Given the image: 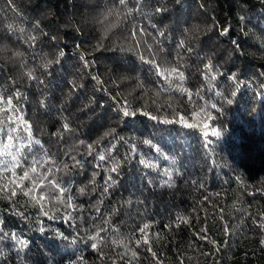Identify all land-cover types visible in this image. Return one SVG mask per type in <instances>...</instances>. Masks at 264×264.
<instances>
[{
	"label": "trees",
	"instance_id": "obj_1",
	"mask_svg": "<svg viewBox=\"0 0 264 264\" xmlns=\"http://www.w3.org/2000/svg\"><path fill=\"white\" fill-rule=\"evenodd\" d=\"M0 264H264V0H0Z\"/></svg>",
	"mask_w": 264,
	"mask_h": 264
},
{
	"label": "snow or ice",
	"instance_id": "obj_2",
	"mask_svg": "<svg viewBox=\"0 0 264 264\" xmlns=\"http://www.w3.org/2000/svg\"><path fill=\"white\" fill-rule=\"evenodd\" d=\"M121 3H123V0H121ZM173 71L175 72V69H174ZM29 75H31V74H29ZM180 78L183 79V75H182V74L180 75ZM10 103H11V102L9 101V104H10ZM125 114H127V113H125ZM64 127H65V129H67V127H68L67 124H65ZM9 140H11V137H9ZM146 143H151V141H146ZM8 146H9V145H5L6 148H7ZM100 158L103 159L102 156H101ZM141 163L144 164L145 162H144V161H141ZM145 166L147 167V165H145ZM32 171L35 172V168H33ZM113 171H115V168H113ZM26 175H27V174H26ZM26 194H27V193H26ZM41 199H43V197H41ZM147 228H148V225L145 224L144 227H143L142 229H140V231H141V232H144L145 229H147Z\"/></svg>",
	"mask_w": 264,
	"mask_h": 264
}]
</instances>
